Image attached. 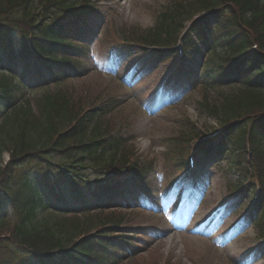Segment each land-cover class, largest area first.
Here are the masks:
<instances>
[{"label": "trees", "instance_id": "trees-1", "mask_svg": "<svg viewBox=\"0 0 264 264\" xmlns=\"http://www.w3.org/2000/svg\"><path fill=\"white\" fill-rule=\"evenodd\" d=\"M97 1L0 0V230L6 229L0 233V264H116L110 249L128 243L127 234L114 233L126 230L120 217L98 218L100 225L92 230L78 225L92 218L90 207L105 211V205L139 203L123 198L147 182L148 163L129 159L122 151L125 138L101 134L96 126L116 105L109 99L78 112L66 96L71 90L47 99L32 98L29 91L79 71L75 63L88 49ZM172 5L132 39L140 53L173 56L175 71L202 55L201 48L214 53L221 45L219 60L206 57L200 74L190 70L204 93L197 105L221 129L215 138H204L187 119V129L168 137L166 155L184 173L189 154L225 155L237 176L235 189L240 195L252 192L264 248V3L176 0ZM222 86L239 91L224 95L220 105L208 102L207 90ZM31 99L39 105L32 108ZM85 170L103 177L91 182ZM64 210L84 216L67 219Z\"/></svg>", "mask_w": 264, "mask_h": 264}, {"label": "rangeland", "instance_id": "rangeland-1", "mask_svg": "<svg viewBox=\"0 0 264 264\" xmlns=\"http://www.w3.org/2000/svg\"><path fill=\"white\" fill-rule=\"evenodd\" d=\"M174 1L98 0L86 39L88 49L75 63H79V71L56 81L46 79L29 91L32 98L47 99L71 90L66 96L78 112L112 99L110 104L116 106L96 120L97 128L101 134L125 138L122 151L128 158L145 166L148 163L143 191L147 187L149 191L144 204L116 203L102 206L105 211L90 207L87 213L92 218L78 224L92 230L100 225L98 218H121L126 230L118 227L114 233L127 234L129 239L126 245L110 249L118 259L116 264H264L259 211L252 213V192L240 195L235 189L237 176L222 159L225 155L210 159L195 155L193 166L185 173L166 155L168 137L187 129V119L202 129L206 138L221 129L215 117L202 113L197 105L204 93L197 85L198 74H194L195 70L202 72L206 57L219 60L221 45L214 53L201 48L202 55H193L183 70L175 71L173 56L159 59L140 53L132 39L153 25L160 11L172 8ZM196 12L194 8L191 15ZM64 55L75 58L71 53ZM238 91L237 87L222 86L207 90L205 98L220 105L224 95ZM29 104L32 108L39 105L34 99ZM85 172L91 182L103 177ZM134 191L123 200L139 198L140 191ZM64 211L67 219L84 216L68 214L79 210ZM5 231L1 228L0 233Z\"/></svg>", "mask_w": 264, "mask_h": 264}]
</instances>
